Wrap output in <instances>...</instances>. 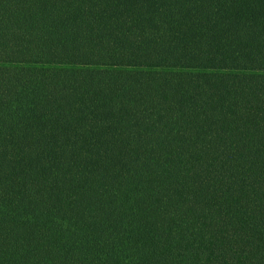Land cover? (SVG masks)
Segmentation results:
<instances>
[{
	"label": "trees",
	"instance_id": "trees-1",
	"mask_svg": "<svg viewBox=\"0 0 264 264\" xmlns=\"http://www.w3.org/2000/svg\"><path fill=\"white\" fill-rule=\"evenodd\" d=\"M0 264H264V0H0Z\"/></svg>",
	"mask_w": 264,
	"mask_h": 264
}]
</instances>
